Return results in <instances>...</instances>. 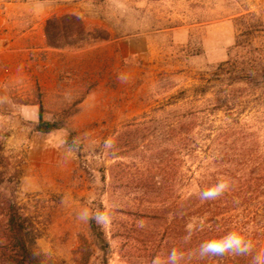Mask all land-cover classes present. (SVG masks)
I'll return each mask as SVG.
<instances>
[{
    "label": "rangeland",
    "instance_id": "obj_1",
    "mask_svg": "<svg viewBox=\"0 0 264 264\" xmlns=\"http://www.w3.org/2000/svg\"><path fill=\"white\" fill-rule=\"evenodd\" d=\"M0 12V47H28L0 51V264H18L8 203L42 264H151L190 247L178 239L198 176L190 151L264 143V11L246 0H0ZM67 15L89 42L50 47L47 21ZM41 106L60 129L36 131ZM83 208L112 219L80 221Z\"/></svg>",
    "mask_w": 264,
    "mask_h": 264
},
{
    "label": "trees",
    "instance_id": "obj_2",
    "mask_svg": "<svg viewBox=\"0 0 264 264\" xmlns=\"http://www.w3.org/2000/svg\"><path fill=\"white\" fill-rule=\"evenodd\" d=\"M73 27L76 28V38H73ZM89 35L85 23L73 15L53 18L46 24V37L50 47H62L65 45L62 43L65 38L72 39L73 44H87ZM43 112L41 106L37 132L51 133L61 128L58 124L45 122ZM222 136L228 138L229 135L224 133ZM197 137L212 141L211 133L198 132ZM244 141L240 147L225 144L221 147L206 146L202 151H190L189 156L198 163V176L190 184L193 187L191 194L183 197L179 204L183 214L180 221L181 232L178 235L181 242L188 234V225H192L190 247L231 230H242L255 247L264 245V221L250 218L252 215L264 214V143L255 138H246ZM220 178H229L231 188L218 199L201 201L199 193ZM7 217L12 240L18 251L17 263L42 264L31 247L35 240L31 225L16 204H7ZM93 231H96L95 226ZM97 239L101 243L105 242L103 235H99ZM255 253L257 254L252 252L247 255V258L233 255L205 258L201 264H215L218 258L219 264H253Z\"/></svg>",
    "mask_w": 264,
    "mask_h": 264
},
{
    "label": "clouds",
    "instance_id": "obj_3",
    "mask_svg": "<svg viewBox=\"0 0 264 264\" xmlns=\"http://www.w3.org/2000/svg\"><path fill=\"white\" fill-rule=\"evenodd\" d=\"M104 148L113 150L115 142L108 139L104 142ZM231 188L229 178H220L199 193L201 201L215 200L223 196ZM77 219L83 222L94 220L97 224L104 225L112 219L111 211L92 212L88 208H83L77 213ZM192 240V230L182 238L183 245H189ZM254 249L253 241L246 237L242 230H231L223 234L205 239L195 247L177 248L172 247L162 254L155 255L151 264H191L193 259L203 260L210 257H224L225 255L247 256ZM253 264H264V252L253 257Z\"/></svg>",
    "mask_w": 264,
    "mask_h": 264
},
{
    "label": "crops",
    "instance_id": "obj_4",
    "mask_svg": "<svg viewBox=\"0 0 264 264\" xmlns=\"http://www.w3.org/2000/svg\"><path fill=\"white\" fill-rule=\"evenodd\" d=\"M0 14H1V12H0ZM15 44V42H10L9 43V46L7 47V48H4V47H0V51H1V54H3L5 57L6 56H8L9 54L10 55H12V53L14 52V51H23V49H24V51H27V49H28V47H26V48H22V47H19V46H15L14 45Z\"/></svg>",
    "mask_w": 264,
    "mask_h": 264
},
{
    "label": "built area",
    "instance_id": "obj_5",
    "mask_svg": "<svg viewBox=\"0 0 264 264\" xmlns=\"http://www.w3.org/2000/svg\"><path fill=\"white\" fill-rule=\"evenodd\" d=\"M253 8H259L264 11V0H246Z\"/></svg>",
    "mask_w": 264,
    "mask_h": 264
}]
</instances>
